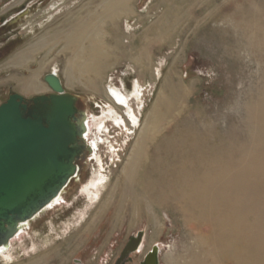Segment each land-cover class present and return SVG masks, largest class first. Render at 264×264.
<instances>
[{
	"label": "rangeland",
	"instance_id": "rangeland-1",
	"mask_svg": "<svg viewBox=\"0 0 264 264\" xmlns=\"http://www.w3.org/2000/svg\"><path fill=\"white\" fill-rule=\"evenodd\" d=\"M100 1L0 0V20L3 19V23L0 24V104L7 99L8 93L20 94L26 99L39 94L43 95L48 91L43 77L56 71L64 91L82 100L83 110L90 119L89 125L91 119L93 117L99 119L103 114L102 110L106 111L107 107L119 111L99 92L87 91L79 84L66 86L63 76L67 54L60 51L63 46L61 39L70 33L69 26L77 18L84 19L86 16L100 15ZM263 5L264 0H166V2L165 0H131L130 8L133 14L128 19L123 17L117 19L119 23H115L116 28L113 29L108 21L102 18L95 21L100 37L103 38L107 47H113L112 62L108 63L111 67L107 64L105 70L101 71L99 82L97 81L98 87L102 90L104 87L111 86L128 96L133 91L134 82H138L142 89L140 97L142 108L138 114L141 124L164 79L167 77L177 80L187 88L188 92L187 97L180 102V111L173 114L175 118L173 127L178 131L176 138L181 137L180 133H183L185 129L186 132L191 131L193 140L199 138L212 146L215 144L214 146L219 147V153L229 171L243 174L245 164L240 160L239 154L249 153L246 152L249 143L254 147L259 145V126L254 117L260 104L264 103V57L258 56L254 38L249 36L251 34L253 36L256 33L255 30L264 26ZM178 8H181L180 12ZM162 14L175 23V26L169 41L155 46L151 61L147 64L148 66L146 65L148 70L144 72L130 58L133 57L132 52L135 53L143 28L158 22ZM246 14L248 18H245ZM245 19L248 20L245 21ZM247 22L249 28L252 26L253 29L247 28ZM130 30L133 32L131 33ZM59 32H61L60 36H53ZM45 36H48V48L32 55V59L22 67L9 66L10 60L16 54ZM246 37L249 41H245ZM50 48L52 49L49 56L51 62L44 66L37 78L42 90L23 94L18 81L28 78L40 67L39 62ZM232 51H234L233 54ZM251 109H253L252 112L255 110L256 112L252 113ZM197 114H200V117ZM118 115L124 119L123 112H119ZM90 126H92L90 130L94 131L93 125ZM106 127L110 147L103 143L99 144L97 156L103 171L101 173L107 177V181L103 188L100 187L98 200L87 207L89 202L85 193L81 191L95 178L94 172L95 174L98 172L96 163L91 160L83 166L76 181H72L63 192L61 198L64 203L45 211L30 222L23 230L21 238L13 240L12 247L8 248L9 253H7L11 255V260L6 261V258L0 257V264H34L40 258H45L43 263L35 264H116L129 239L136 237L137 233H142L139 248L129 255L130 260L126 264H140L153 246L160 249L159 264H176L177 260L178 264H187V262L196 264L198 258L203 260L204 257L205 264L214 262L217 264L223 262V264H235V262L236 264H264V222H262L264 210L261 209V207L264 208V181L260 179V177L264 178V166H261L264 165V155L259 156V152H256L254 156L263 158H260L262 164L243 178L248 183L244 182L240 186L237 197L240 196L241 204L238 208L233 207L231 210L229 199L214 197L211 201L215 203L216 210L206 209L209 214H203V218H200L199 204L193 196L186 194V198L183 197L185 199L182 198L183 201H179L175 206L177 210L173 209L175 207L154 208L156 209L153 210L154 214L158 220L160 219L157 227L145 207L142 208V212L140 211L134 223L130 224L132 212L128 204L121 210L123 216L121 215L118 221L114 220L118 198L117 190H115L110 207L104 209L88 232H83L94 217L93 214L96 213L98 205L108 196L110 193L108 191L114 187L117 180H120L118 172L138 132L136 128L125 133L111 122H107ZM168 134L164 133L162 136L165 137ZM90 135L91 133L88 134V140ZM241 162L242 166L240 164L241 167L237 168ZM249 185L253 186L250 188ZM117 186L119 188L120 184ZM203 211H205L204 208ZM176 212L177 215H175ZM179 212H182L184 216L181 217ZM33 246L34 250H32ZM169 258L172 259L171 262Z\"/></svg>",
	"mask_w": 264,
	"mask_h": 264
},
{
	"label": "bare ground",
	"instance_id": "bare-ground-1",
	"mask_svg": "<svg viewBox=\"0 0 264 264\" xmlns=\"http://www.w3.org/2000/svg\"><path fill=\"white\" fill-rule=\"evenodd\" d=\"M100 2H101L100 3V6H101L100 15L86 16L84 19L77 18L75 21H73L74 23H72L69 26L71 28L70 33L64 35L61 39V41L63 42V46H62V49L60 50L62 53L67 54V58L65 60V65H64V71H63V76L65 77V80H66V86L71 87V86H73V84H77V85L79 84L87 91H90L93 93L99 92L106 97L107 101L110 104H112L115 107V109L119 110L117 112L113 108L111 109V107H107L106 111L102 110L103 114L99 119L93 117L91 119L90 125H93L94 131L90 130V127H92L89 125L90 119L87 118V121H86V128L87 129H86V134H85L84 139H85V142L89 145V147L91 149L92 160L96 163L97 169H98L97 174H95V172H94L95 178L89 184H87L86 187L81 189V191L83 193H85L86 199L89 202L87 207L92 206V204L95 203L96 200H98V196H99V193L101 190L100 187L103 188L106 184V181H107V177L102 175V173H101L102 167L99 164V159L97 156V150H98L99 144L103 143V144H106L107 146L110 147L109 138L107 136L108 129L106 127V123L107 122L113 123L117 128H119V130H122L125 133L128 132L129 130H134L136 128H138V132H137L136 138L134 139L130 150L128 151L129 153L127 152L128 155L125 158V162L123 163L121 170L118 172L120 177H121L120 180L118 179L117 182L115 183V185L113 184L114 187L110 191H108V192H110L109 194L107 193L108 196L101 203L99 202L100 205H98L99 207H98L96 213L93 214L94 217L90 220V223L88 224V226H86L87 227L86 230H84L83 232H88L90 226L96 221V219H98L99 215L104 211V209L109 206V204L111 203V201L114 198L113 195H114L115 190H117L118 198H117V202H116V210L114 212V220L118 221L120 219V216L123 214V213L121 214L122 208L125 207V205L127 206V204H128L130 206L131 212H132L131 213L132 217H131V220L129 222L130 224L134 223V221L136 220V217H138L142 208L145 207L146 210L148 211L149 217H151V219L153 220V222L155 223V225L157 227L160 219L158 220L157 216L154 214L155 211L153 212V210H156L154 208L155 207L158 209L159 208H166V209L173 208L178 204L179 201H183L186 198L185 197L186 194L193 196L196 199V202L199 204L198 206L200 207V209L198 212H201V213H199V214H201V215H199L200 218H203V214H209L208 212H206V209L208 210L209 208L210 209L213 208V210H216L215 203L213 201H211V199H213L214 197L229 199L228 201L230 202L229 204H230L231 210L233 209V207L238 208L241 204L240 196H239V198L237 197L238 193H240V191H239L240 186L243 185L244 182H247L246 180L244 181L243 178H246V176L250 175L251 171L256 170L258 168V165L260 166V164H262L261 159H263V158H261L262 157L261 155H264V103L262 102L260 104V106L258 107V110H257L255 117L253 115L257 125L259 126V136H258V140H259L258 144L259 145H255V147H254L251 143H249L247 145L248 148L246 151L249 153L242 152L239 154L240 160L243 162V164H245V168H243L244 172H245V170L247 172V173L245 172L246 174L244 172H243V174H241L239 172L241 175H239V173L238 174L233 173L232 172L233 170L229 171L228 170L229 168L227 169V167L225 166V161H223L222 155L219 153V149H218L219 147L214 146L215 144L212 146L207 141L200 140L199 138L193 140L191 137L192 132L189 130H188L189 132L188 131L186 132V129L184 130L183 133H180L181 137L176 138V135H177L176 133L178 131H177V129H174V127H173V121L175 120L173 114L175 112L180 111V102L182 100H184L185 97H187L186 95L188 92L187 88L185 86H183L181 83H179L177 80L175 81L172 79H168L167 77L164 79V81H163V83H162V85H161L152 105H151L150 110L146 113L143 121L140 124V121L138 120V114H139L140 109L142 108V106H140V102H141L140 97H141L142 89H141L138 82H134L133 91L130 92V94L128 96L121 93V91L119 89L113 88L111 86L104 87L101 90L97 84V81L101 75V71L107 66V64L109 62H112L111 60L113 58V50H112L113 47L112 48L107 47V45L103 41V38L100 37L99 31H98V26H96L95 21L99 18H102L105 21H108V23L111 25V27H113V29L116 28L115 23L117 22V19H119L121 17L128 19L133 14L131 11V8H130L131 0H101ZM161 2L162 1H160V3ZM165 2H166V0H165ZM245 4H247V3H245ZM260 8H261V4H260ZM178 9L180 12L181 8H178ZM248 12H249V10H248ZM262 12H264V11H262ZM235 13H237V12H235ZM235 13H234V15L238 14V13L237 14H235ZM176 14H175V17H177ZM178 14L180 15V13H178ZM238 15H237V17H238ZM173 18H174V16H173ZM210 18L211 17H209V19ZM245 18H248V15ZM131 19H133V18H131ZM254 19H255V17H254ZM243 20H244V18H243ZM246 20H248V19H245V21ZM126 21L127 20H125V22ZM173 21L175 22V20H173ZM245 21H244V23H245ZM171 22L172 21H170L167 16L162 14L161 17L159 18L158 22L152 23L151 26L144 27L143 30L141 31V33L139 35L138 46L137 47L135 46L136 47L135 53L132 52L133 57H131L130 60L134 64H136L137 66L141 67L142 71L148 70L146 65L149 63V61H151L152 52H154L153 50H154L155 46H157V45L160 46V44H162L163 42L169 41L171 31H172L173 27L175 26V23H173V22L171 23ZM182 22H184V21H182ZM117 23H119V22H117ZM251 23H253V22L251 21ZM259 23H260V21H259ZM235 24H236V26H238L237 23H235ZM256 24H257V22H256ZM260 25L262 26V24H260ZM253 26H256V25H253ZM238 27H240V25ZM244 27H245V25H244ZM247 28H249V23H248ZM250 28L253 29L252 26ZM113 29H112V31H113ZM237 30H239V29H237ZM255 31H256V33H254L253 36H251L252 34L249 36L254 38L253 42L255 43L254 46L256 48H258V53H259L258 56L264 57V26H262V28H259ZM130 32H131V30H130ZM60 33L61 32L56 33L53 36L54 37H56L58 35L60 36L61 35ZM246 33H247V31H246ZM227 35H229V34H227ZM241 35H243V34L241 33ZM47 37L48 36L41 37L35 43L29 45L28 48H26L25 50H22L18 54H16L10 60L9 66H16V67L24 66L28 61H30L32 59V55L38 54L40 51L46 49V47L48 46V38ZM102 37H103V35H102ZM115 39H116V36H115ZM243 39H244V36H243ZM246 40L249 41V39H247V37L245 38V41ZM56 41H57V39H56ZM107 42H109V41H107ZM222 46H224V45L222 44ZM131 50H133V48H131ZM231 50H233V49H231ZM254 50H255V48H254ZM51 51H52V49L50 48L45 53V55L43 56V58L39 62L40 67L35 72H33L28 78L18 81L20 90L23 94L35 93V92H39L40 90H42L41 87L39 86L38 82H37V78H38L39 72L44 68V66L48 65L51 62V60L49 59ZM233 52L234 51H232V54H233ZM229 56H230V54H229ZM114 64H116V62H114ZM262 69H263V67H262ZM53 74L57 76L56 71H54ZM140 75L143 76V74H140ZM151 76H152V74H151ZM263 76H264V74H263ZM48 91H50L49 88H48ZM39 95H41V94H39ZM39 95H37V96H39ZM263 98H264V96H263ZM251 108H254V107H251ZM194 110H192V111H194ZM252 110L253 109H251V112H252ZM119 112H123L124 119L118 115ZM255 112H256V110H255ZM177 115H178V113H177ZM197 115L200 117V114H197ZM196 119H198V118H196ZM188 125H190V124H188ZM206 128L207 127H205V129ZM207 129H209V128H207ZM203 130H204V128H203ZM192 131H194V130H192ZM90 133L92 136L90 135L89 136L90 140H88V134H90ZM164 133H169V134L167 136L163 137L162 135ZM208 134H210V132ZM102 136H103V138H102ZM209 141H210V139H209ZM231 142L233 143V141H231ZM219 143L217 145H219ZM226 145H228V144H226ZM243 145H242V148H244ZM226 147H229V146H226ZM224 149H226V148H224ZM243 150H245V148ZM222 152H224V151H222ZM256 152H259L260 153L259 156H261V157L254 156V154ZM226 156H224V157H226ZM242 162L239 163V166L237 165V168L242 166ZM240 164H241V166H240ZM261 166H264V165L262 164ZM231 169H233V168H231ZM254 177H255V175H254ZM260 179L262 181H264L263 180L264 178L260 177ZM118 184H120L119 188L117 186ZM259 184H261V182ZM251 186H253V185H251ZM251 186H250V188H251ZM247 191H248V189H247ZM250 192H251V190H250ZM183 197H185V198H183ZM246 197H248V196L246 195ZM182 198H183V200H181ZM102 199H103V197H102ZM252 199H253V197H252ZM252 199H250V200H252ZM62 203H64L63 200L62 201L57 200V201L53 202L47 210H49L55 206H60ZM246 203H249V202H246ZM259 204H261V203H259ZM203 208L205 211L202 212ZM173 209L177 210L176 207ZM261 209L264 210V208H262V207H261ZM177 212L175 215H177ZM261 212H262V210H261ZM248 214L249 213H247V215ZM262 214L264 215V212ZM179 215L181 217L184 216V214L182 212H179ZM180 220H183V219H180ZM246 220H248V219L246 218ZM262 222H264V220ZM247 223H248V221H247ZM129 228H130V226H129ZM219 228H220V226H219ZM263 233H264V231H263ZM22 234H23V230H21L19 235L16 236L13 240L20 239ZM189 237H190V235H189ZM206 238L207 237H205V239ZM209 239H210V237H209ZM12 241L9 244L10 248L12 247V244H11ZM48 242H49V240H48ZM73 247H75V246H73ZM212 247H213V245H212ZM34 248L35 247L33 246L32 250H34ZM37 249H39V248H37ZM158 250H160V249H158ZM7 252H8V248L4 249V250L0 249V257L6 258V261L11 260V255L8 254L9 252L8 253ZM210 253H211V251H210ZM189 255H190V253H189ZM189 255H187V256H189ZM213 255H216V254H213ZM219 255H221V254H219ZM170 258H172V257H170ZM178 258H180V257H178ZM260 258H261V255H260ZM184 259H187V258H184ZM12 260H13V257H12ZM44 260H45V258H40L35 263H43ZM171 260L172 259H170V261L169 260L168 261L171 262ZM177 261H176V264H178ZM205 262H206L205 257L203 260L202 259L199 260V258H198L196 264H205ZM212 262L213 261H211V263ZM182 263H184V262H182ZM188 263L189 262H187V264ZM194 263H195V261H194ZM221 263H222V260H221ZM190 264H191V262H190ZM213 264H217V263L214 262ZM235 264H236V262H235Z\"/></svg>",
	"mask_w": 264,
	"mask_h": 264
},
{
	"label": "water",
	"instance_id": "water-1",
	"mask_svg": "<svg viewBox=\"0 0 264 264\" xmlns=\"http://www.w3.org/2000/svg\"><path fill=\"white\" fill-rule=\"evenodd\" d=\"M51 91L25 99L8 94L0 104V249L79 177L80 162L91 154L85 142L88 115L82 100L66 93L53 73L43 77ZM32 103L29 109L26 102ZM142 233L130 238L116 264H126L139 248ZM153 246L140 264H158Z\"/></svg>",
	"mask_w": 264,
	"mask_h": 264
},
{
	"label": "flooded vegetation",
	"instance_id": "flooded-vegetation-1",
	"mask_svg": "<svg viewBox=\"0 0 264 264\" xmlns=\"http://www.w3.org/2000/svg\"><path fill=\"white\" fill-rule=\"evenodd\" d=\"M3 19H1L0 20V24H2L3 23V21H2ZM51 93V91H47V92H45L44 93V95H48V94H50ZM8 94H13V93H8ZM7 97H8V95H7ZM80 98V97H79ZM29 99V98H28ZM27 99V100H28ZM31 99V98H30ZM26 105H27V107L29 108V109H31L32 108V103L31 102H29V101H27L26 102ZM84 161H82V162H80L79 164H80V171L82 170V168H83V166L85 165V164H87V163H89L91 160H92V157H91V154H86L85 155V157H84ZM79 176H80V172H79ZM76 181V180H75ZM159 264V263H158Z\"/></svg>",
	"mask_w": 264,
	"mask_h": 264
}]
</instances>
